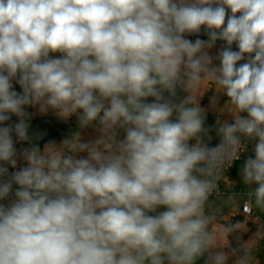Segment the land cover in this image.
I'll use <instances>...</instances> for the list:
<instances>
[{
	"label": "clouds",
	"instance_id": "clouds-1",
	"mask_svg": "<svg viewBox=\"0 0 264 264\" xmlns=\"http://www.w3.org/2000/svg\"><path fill=\"white\" fill-rule=\"evenodd\" d=\"M28 108L78 130L41 149ZM242 153L264 213V0H0V264H256L216 205Z\"/></svg>",
	"mask_w": 264,
	"mask_h": 264
},
{
	"label": "crops",
	"instance_id": "crops-1",
	"mask_svg": "<svg viewBox=\"0 0 264 264\" xmlns=\"http://www.w3.org/2000/svg\"><path fill=\"white\" fill-rule=\"evenodd\" d=\"M188 38L195 40L197 37L193 35L189 36ZM199 38L206 39L201 36ZM220 46L221 45L217 43L216 48L213 49L214 54L218 52ZM15 87L17 91H20L19 85H15ZM210 96L211 93H208L204 96L202 100V106H208ZM27 111L32 114V118L29 121V133L31 136H33V142L39 144L41 149H43L45 143L50 141L59 144L72 132L78 130L77 118L75 116L69 118L68 120H61L52 111H49L47 114L39 113L36 108H28ZM229 118L230 115L225 104V98L221 97L219 104L215 107V109L208 112L207 125L214 127L216 120L224 121ZM43 119H53L61 123V126L54 129H47L44 127L43 123H41ZM12 120L13 122H16L17 118L13 116ZM91 135L92 133L89 132L88 136L90 137ZM212 135L214 137L212 145L214 146L217 142H219V137L215 136V132H213ZM22 147H29V145L27 143H21L17 141L16 148L18 152ZM249 155H251V152ZM242 162L243 159L237 162L232 172L225 176L221 181L223 192L221 194V198L216 200V205L220 208L221 222L240 220L247 224V227L250 229V231L245 235V239H248L249 236H251L252 233L256 231L258 226L264 225V213L255 211L249 216L242 211L243 199L246 198L245 194L249 191V189L240 181L239 168ZM22 164L23 161H18V167ZM9 171L12 172L15 171V169H12L9 166ZM230 195H234L239 202L232 204L226 203L225 201H227ZM256 264H264V239L259 240V245L256 250Z\"/></svg>",
	"mask_w": 264,
	"mask_h": 264
},
{
	"label": "water",
	"instance_id": "water-1",
	"mask_svg": "<svg viewBox=\"0 0 264 264\" xmlns=\"http://www.w3.org/2000/svg\"><path fill=\"white\" fill-rule=\"evenodd\" d=\"M201 37H204V38H207L206 35H204L203 33V28L201 30V34H200ZM219 45H222L224 42L223 41H218L217 42ZM233 48L235 49V45H233ZM41 123H43L44 127H46L47 129H54L56 127H60L61 126V123H59L58 121H55L53 119H43L41 121Z\"/></svg>",
	"mask_w": 264,
	"mask_h": 264
},
{
	"label": "built area",
	"instance_id": "built-area-1",
	"mask_svg": "<svg viewBox=\"0 0 264 264\" xmlns=\"http://www.w3.org/2000/svg\"><path fill=\"white\" fill-rule=\"evenodd\" d=\"M9 123H14V122H13V120H11ZM217 143H218V142H217ZM217 143H216V144H217ZM250 152H251V146H249V153H250ZM249 153H248V154H249ZM245 155H247V153H242V154H241L240 159L237 160V161L232 165V167L229 168V169L226 171L224 177L227 176L228 174H230V173L232 172V170L234 169V167H235V165L237 164V162H239L240 160L244 159V156H245ZM220 189H221V194H222V192H223V186H222V183H220ZM242 211L245 212V210H244V208H243V205H242Z\"/></svg>",
	"mask_w": 264,
	"mask_h": 264
}]
</instances>
